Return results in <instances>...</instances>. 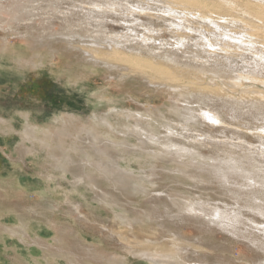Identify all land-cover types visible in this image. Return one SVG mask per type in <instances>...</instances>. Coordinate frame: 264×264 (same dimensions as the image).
<instances>
[{
    "label": "rangeland",
    "instance_id": "obj_1",
    "mask_svg": "<svg viewBox=\"0 0 264 264\" xmlns=\"http://www.w3.org/2000/svg\"><path fill=\"white\" fill-rule=\"evenodd\" d=\"M200 1H208L209 3H204L210 4L209 6H213L214 2H216L215 5L221 2V0ZM229 1L234 10L216 12L213 8L215 13L211 15L216 19L217 16L223 17L225 14L223 18L227 19L226 22H228L223 24L222 31L227 37L223 43L220 42V45H228L226 47L228 53H221V55L218 52L217 55V53L210 51L214 54L213 58L216 56L217 59L214 58L215 61L209 60L206 67H210L214 72L217 69L220 71L218 73L207 72L203 76L207 75L209 78L217 79L220 82L225 76L223 81L227 80L225 83L240 81L247 84L257 77L258 81H264V62L260 64L258 62L259 57L262 55L264 57V42L259 43L262 40L255 37L263 32L259 30L257 33H253L255 39L252 37L251 31L248 29L247 31L246 28L241 30L242 27L240 26L242 25L238 26L240 17L241 19L243 17L242 10L239 8L247 7L245 2H249L250 5L256 0ZM235 1L238 4L234 3ZM258 1L264 3V0ZM243 2L245 6H243ZM182 5L186 6L182 0H0V264H48V254H51L50 251L53 252L59 248V245L64 253L62 254L63 258L62 256L56 258L53 264H67V258L73 259L76 255L75 258L82 263L86 262L83 259H87L82 247L88 244L96 245V243L101 244L106 253L118 257L120 255L121 258L114 257L121 264H146L133 253L136 250L148 249V247L135 244V240L149 239L152 242L162 241L164 243L165 238L173 239L179 246L182 245L181 247H184L185 244V246L190 247L194 245L204 246L211 252H208V255L202 259L196 257L195 253L192 254V251L188 252L184 259L189 258L187 261H191V264H198L202 260H207L206 262L210 264H226V262L229 264H254L258 260H262V257L260 258L255 253L250 252L244 244L232 241L231 238L226 237L217 229L210 234H205V237L204 232L195 230V228H199V224L195 223L194 217L190 216L191 218L188 217L189 220L185 219L184 221L177 216L174 205H171L175 198L183 200V196L191 198V194L193 197H197L196 195L199 194V197L209 195L213 200L220 199V189L217 181L213 178L215 173H218L216 170H213V175L202 173L198 175V178H190L186 172L193 174L195 171L193 168L184 167L180 161H174L173 157L167 154L155 153L154 150H157L155 145L149 143L144 145L140 142V137L131 134L133 126L137 123L136 113L150 109L149 111L156 115L161 113L169 120L175 119L169 111L170 108H173L174 101L171 100V96L161 93L157 87L162 84L164 77H168V71L170 73V70L172 71L176 66H178V70H181L183 66L178 64L185 65L184 61L189 62L190 60V64L195 65L193 61H196L198 56L204 55L205 49L209 51L206 42L208 39H213L210 26H206L204 35L198 36L197 41L195 39L193 42L197 45L200 44L199 46L202 48L205 46L200 55L199 52L195 53V47L194 50L191 46L180 48L176 44L178 41L176 36L179 33H176L175 28L167 26V23H177L181 27H189L190 24H194L191 20L193 12H198L197 10L191 11L184 7H177ZM236 5H239L238 8ZM235 9L237 10L235 11ZM141 10L151 14H164L161 17L158 16L160 19L153 15L146 18ZM227 14L229 16L232 14L233 17L237 14L239 16L237 15L233 19ZM237 17H239V22ZM184 18L188 19L189 22ZM218 20L217 22L221 23ZM186 22L189 25L186 26ZM194 25L195 27L198 26L197 24ZM255 25L264 29L262 24L257 23ZM236 26L239 27L238 33L235 30ZM169 30H172V33ZM174 32L175 34H173ZM232 32L236 33L233 34ZM182 35L186 36V34ZM258 36L262 37V34ZM188 38H193V36H188ZM144 41H146V46L151 45L149 48L152 49L153 53L136 46ZM227 42L231 47H234V50ZM250 42L257 43L252 44ZM211 43L214 45L213 40ZM258 44L263 46V49ZM260 49L261 51H259ZM121 50L125 51L122 52ZM247 50L252 51V55ZM95 51H97L96 54ZM88 52L92 53L91 56ZM257 52L261 54L259 55ZM155 53L164 54L155 55ZM168 53L175 57L173 61L169 60ZM117 54L119 55L117 56ZM225 54H231L233 58L231 55L225 56ZM127 56L129 59L132 57L133 60H129ZM218 56L223 57V59L221 60ZM234 56L238 58L236 59ZM247 58L249 59L244 61ZM164 60H166L165 63ZM150 61L152 62L150 63ZM227 62L229 65H233L227 66ZM238 62L241 63L237 66ZM173 63L175 64L173 65ZM158 64L161 65V69H163L164 64L170 68L168 67V69L164 65L165 71H163L164 69L158 68ZM234 65L235 67H233ZM260 65L263 66V69H258ZM150 66L153 67L150 69ZM213 66L214 68H212ZM239 66L243 69L240 70ZM154 69L155 71H153ZM156 69L161 74L162 72L167 73L166 75L163 74L164 77L156 76L158 73ZM249 70L253 71L249 72ZM248 73L253 74L252 78H255L252 79V75L248 76ZM138 74L145 76L144 78L147 77V81L142 76L139 78ZM152 74L153 76H151ZM235 77L238 80H234V82L232 79ZM194 89L196 90L194 91ZM194 89V92L198 91V87ZM194 92L193 95L198 93ZM227 92L220 93L222 100L220 97L217 99L211 97V99H207L208 101H202L201 105L197 103L188 105L187 103L191 102L190 99V102L181 99L182 102L193 107V110L200 111L201 109L206 113H214L219 119V123L215 124L201 120L200 128L190 127L187 134L190 135L192 141L198 138L199 143L202 142L203 146L212 145V149L217 150L216 153L213 152L214 155L212 154V156L217 157L220 154L218 158L221 162L214 165L217 167L213 166L215 169H226L229 162L235 165L236 170L242 174L243 179L242 177L241 180L239 179L241 183H250L247 174L243 172V168L245 169V165L249 163L250 167L252 162V165L254 164L256 167L252 170L249 168L248 176H254L250 177L255 178L256 180H254L261 185L258 189L264 200V196H262L264 193V154H262L264 153V138L261 139L264 137V130H260L264 126V102L251 101L237 94V92H230L228 95ZM248 100L249 102H247ZM242 103L248 104L245 106ZM181 104L179 102V105ZM225 104L228 106L227 108ZM256 107L257 110H254ZM195 113L197 114L198 111ZM244 114L245 117L242 116ZM252 115H254L253 118ZM220 129H224L223 134ZM205 131L207 134H204ZM231 132L234 134L236 132V136L233 134L234 137ZM237 133H242L239 134L242 138ZM261 135L263 136L260 138ZM260 140L263 142H259ZM223 151L228 152L229 155L224 154ZM248 154L253 156L248 163L239 158L240 155ZM231 155L233 156L231 157ZM113 165H117V167ZM254 172L258 173L257 176ZM115 173L122 177L127 176L128 185L123 186L118 178H115ZM75 177H81L84 181L77 182ZM133 183L136 186H142L141 188L144 187V189L133 190L131 188ZM94 185L95 187L98 186L94 188ZM172 190H174L173 193H176L174 194L176 197L167 199L166 192L170 193ZM105 192L108 196L101 199L103 198L102 195H107ZM155 193L160 194V199H154ZM173 193L171 194L173 195ZM162 201L169 208L163 209L164 202ZM111 202L114 204H110ZM224 202L227 201L224 200ZM153 203L156 206L150 205ZM151 206L158 207V209L152 210ZM75 209L79 213L74 211ZM150 211H155V214ZM144 212L151 214V221H145L143 225L139 222H132L133 218L145 220ZM161 213L164 214L161 215ZM116 215L122 216L132 223L134 231L130 230L129 226H126L127 224H121ZM166 218L170 223L166 221ZM178 218L185 223H181L183 224H180L181 226H173L172 222ZM22 223L27 225V237L19 236L13 231ZM147 225H152L153 230L149 229ZM164 228L167 229V232L164 231ZM200 235L204 238L208 236L207 241L203 240L207 244L203 242L201 245L196 244V239ZM38 238L43 247L34 243ZM77 239L82 241V243L79 242L81 243L80 246L76 243ZM208 240L211 241L208 243ZM126 246L130 248H126ZM149 249L166 252L170 248L169 246L166 248L164 246L161 248L152 246ZM71 254L75 255L72 256ZM123 258L125 261L129 259L125 262ZM87 262L98 264L91 259Z\"/></svg>",
    "mask_w": 264,
    "mask_h": 264
},
{
    "label": "bare ground",
    "instance_id": "obj_2",
    "mask_svg": "<svg viewBox=\"0 0 264 264\" xmlns=\"http://www.w3.org/2000/svg\"><path fill=\"white\" fill-rule=\"evenodd\" d=\"M126 1V0H125ZM175 1H178V0H175ZM213 2H214V0H212ZM227 1V2H226ZM234 1V0H233ZM263 1V0H262ZM182 2L184 3L185 2V5L186 6H177V7H184V8H186L187 10L189 9V10H194V11H198V12H193V16H191L192 17V19H191V17H190V19L191 20H193V22L192 23H194V24H197L196 26L197 27H195V25L193 24H190V26H191V28H190V26L189 27H181V26H179V25H177V23H172V24H169V23H167L168 25L167 26H169V27H173V28H175V31H176V33H179V35H180V37H179V35L178 36H176L177 38H178V41L176 42V44H178L179 45V47L181 48V47H183V48H185L184 46H191V47H193L192 49L194 50V47L196 48L195 49V51H193V52H195V53H198L199 52V55L203 52V48L205 47H201V46H199V45H197V43L195 44V43H193V42H195L194 40L196 39V41H197V37L198 36H203L204 35V30H206V26L207 27H209L210 26V29L212 28V30H211V33H212V38L213 39H208L207 40V42H206V44H207V47L209 48V51L207 50L206 51V49H205V51L204 52H206V53H204V55H202V56H198V54H196L197 56H198V59L195 61H193V63L195 64V65H192V64H190V60H189V62H185L184 61V64L185 65H180V64H178V63H176V64H178L179 66H183L182 68H184V69H182L181 67V70H178L177 69V67L178 66H176V68H174L173 67V65L175 64V63H173V65H172V67L174 68L172 71L170 70V73H169V71H168V77L167 78H165L164 76H163V74H165L166 75V73L164 72H162V74H161V72L159 71V70H157L156 69V72H158L157 74H156V76L158 75V76H161V77H164L163 79H162V84L161 85H159L157 88H158V90H160V92L161 93H163V94H167L168 96H171V100H173L174 102V106H173V108H170V114L172 115V116H174V118L175 119H173V120H169V118H166L163 114H161V113H159L158 115H156V114H154V113H152V112H150L149 110H145L144 112H139V113H136L137 114V123L133 126V128H132V130H131V128H129L130 130H131V134H133L134 136L136 135V136H138V137H140L139 138V140H140V142H142L144 145H146V144H151V145H155L156 147H157V150H154V152L155 153H159V155L160 154H167V155H169V156H172L173 157V159H174V161H180L181 162V164L184 166V167H186V168H188V167H190V168H193L195 171H194V173L193 174H191V172H186V174H187V176L188 177H190V178H198V175L199 174H202V173H205V174H212L213 175V170H216L218 173H215V175H214V179L217 181V184H218V188L220 189V196H219V198L220 199H218V200H213V198L211 197V196H209V195H206V196H201V197H199V194L198 195H196L197 197H193L192 196V194H191V198H189V197H185V196H183L182 198H183V200L181 199H176L175 197V195L174 194H176L175 192L173 193V191L174 190H172V192H166V198L168 199V198H175V201H173L172 199V202H173V204L171 203V205H174V207H175V212H176V214H177V216H179L181 219H184V221H185V219H187V220H189L188 219V217H190V216H192V217H194V220H195V223H197V224H199V228L197 229V228H195V230L196 231H198V232H204V234L203 233H201V234H203L204 236H205V234H210V233H212V232H214V231H216L215 229H217L218 231H220L221 233H223L226 237H229V238H231L232 239V241H234V242H237V243H241V244H244V246L246 247V248H248V250L250 251V252H252V253H255L258 257H262V260H258L256 263H254V264H264V263H262L263 261H264V200L262 199V197L260 196L261 195V192L259 191V189H260V187H261V185H259L258 184V182L257 181H255L254 179H252L251 177H254V176H248V173H249V168H250V170H252L254 167H256V166H254V164L252 165V162H251V165H250V167H249V164L248 165H245V169L247 168V170H245L244 168H243V172H245V174H247V179L248 180H250V183L248 184H244V183H241V181H239V179L242 177V174H241V172H239V171H237L236 170V166L235 165H233V164H231L230 162L227 164V168L226 169H224V168H220V169H215L214 167H217V165L216 166H214L215 164H217V163H219V162H221L220 161V158H218L219 157V155L220 154H218V156L216 157V156H212V154L214 155V153H216V151L215 150H213V149H215V148H213L212 149V145L210 146H203L201 143L202 142H200L199 143V140H198V138H197V140H193L192 141V138H190V135H188L187 133L190 131V127H198V128H200V126H201V120H205V121H207V122H210V123H212L213 122V124H215V123H219V119H218V117H217V115H215L214 113H211V112H208V113H206V112H204V111H202L201 109H200V111L199 110H197L198 111V113L196 114L195 112H197V111H195V110H193V107H191V106H188L189 104H192V103H194L193 105H195V103H197V104H202V101H205V100H207V99H211V97L213 98V99H217V98H219L220 97V93H222V92H224V91H228L227 92V94L228 93H230V92H237V94H239V95H241L242 97H244V98H247V99H249V100H253L254 102L255 101H259L260 103L261 102H264V81L262 80V81H258L259 79H257L258 77H257V75H256V77L257 78H255V80H251V81H253L254 83H252L251 81H250V83H241L240 81V83L239 82H236V83H233V82H231V83H225V82H223L224 81V79H225V76H224V78H223V80H221V79H219L220 78V76H219V80H221V82L220 81H218L217 79H213V78H209L207 75L206 76H203V74H206L207 72H210V73H215V72H217L218 73V71H220V70H215V72H214V70L213 69H211L210 67H206L207 65H208V63H209V60H213V61H215V59L214 58H216V56H214V58H213V53L212 52H214L215 54L217 53V55L220 53H225V52H227V48L226 47H228V45L227 46H225V45H220L221 43L220 42H224L225 41V39H226V35H224L225 33H223V24L226 22V20L227 19H225V18H223L224 16H225V14L223 15V17H221V16H217L216 17V19H214L213 17L214 16H211V15H213L212 13H215V11L216 12H225V11H231V10H234V7L233 6H231V3H230V1L229 0H221V2L218 4V5H215V3L216 2H214V4H213V6H209V5H207L206 3L208 2V1H204V2H206V3H204V2H202V1H200V0H182ZM219 2V1H218ZM256 2V3H255ZM253 4H250L249 5V2H245L246 3V6L247 7H243V8H239L240 10H242L241 12L243 13V17H242V19H241V17H240V24H238V26L239 25H242V26H240V27H242V29L241 30H244L245 28H246V30L248 29L249 31H251V35L253 34V33H257L259 30L260 31H262L263 33H260V34H262V37L261 36H258V35H260V34H257V36H255L256 38H259L260 40H262L261 42L259 41V43H262V42H264L263 40H264V29H261V28H259V26L258 25H255V24H257V23H259V24H262L263 26H264V3H261V1H258V0H256ZM127 3V2H126ZM135 3V2H134ZM176 3V2H175ZM174 3V4H175ZM209 3V2H208ZM234 3H237L236 1L234 2ZM241 3V2H240ZM244 3V2H243ZM245 3H244V5L243 6H245ZM248 3V4H247ZM128 4V3H127ZM130 4V3H129ZM238 4V3H237ZM132 5V4H131ZM176 5H179V4H176ZM233 5H235V4H233ZM1 6H3V5H1ZM5 6V5H4ZM18 6V5H17ZM237 6V5H236ZM239 6V5H238ZM238 6L236 7V8H238ZM111 7V6H110ZM114 7V6H113ZM212 7V8H211ZM102 8V7H101ZM147 8V7H146ZM215 9V11L214 10H212V9ZM100 9V8H99ZM150 9V8H149ZM12 10V9H11ZM116 10V9H115ZM136 10V9H135ZM187 10H185V11H187ZM237 9H235V11H236ZM16 11V10H15ZM199 11H201V12H199ZM234 11V12H235ZM17 12V11H16ZM21 12V11H20ZM119 12V11H118ZM117 12V13H118ZM141 12H144V15L146 16V18H147V16L149 17V16H151L152 17V15L153 16H159V17H161V16H163V14H161V15H157V14H151V13H149L148 11H143V10H141ZM140 12V13H141ZM189 12V11H188ZM62 13V12H61ZM171 13V12H170ZM185 13V12H184ZM197 13V14H196ZM227 13V12H226ZM238 13V12H237ZM135 14V13H134ZM166 14H168V13H166ZM182 14H183V12H182ZM187 14V13H186ZM217 14V13H216ZM241 14V13H240ZM14 15V14H13ZM107 15V14H106ZM135 15H137V14H135ZM143 14H141V17H143L142 16ZM192 15V14H191ZM228 15V14H227ZM234 15V14H233ZM238 15V14H237ZM237 15H235V16H237ZM242 15V14H241ZM140 16V15H139ZM139 16H137V17H139ZM197 16V17H196ZM229 16V15H228ZM234 16V17H235ZM239 16V15H238ZM114 17V16H113ZM158 17V18H159ZM188 17V16H187ZM229 17H232L233 19H234V17L232 16V14H231V16H229ZM226 18H227V16H226ZM245 18V19H244ZM149 19V18H148ZM160 19V18H159ZM158 19V20H159ZM162 19V18H161ZM217 19H219L218 21H221V23L220 22H217ZM236 19H238V22H239V17H237ZM236 19H235V22H237L236 21ZM176 20V19H175ZM184 20H187L188 21V19H185L184 18ZM135 21V20H134ZM151 21V20H150ZM156 21H157V19H156ZM183 21V20H182ZM233 21V20H232ZM144 22V21H143ZM164 22V21H163ZM171 22V21H170ZM189 22V21H188ZM228 22V21H227ZM226 22V23H227ZM257 22V23H256ZM145 23V22H144ZM234 23V22H233ZM255 23V24H254ZM151 24H153V23H151ZM229 24V23H228ZM231 24V23H230ZM108 25V24H107ZM141 25H143V24H141ZM149 25H150V23H149ZM182 25V24H181ZM187 25H189V23L187 24V22H186V26ZM202 25V26H201ZM222 25V26H221ZM262 25H260V26H262ZM125 26V25H124ZM135 26V25H134ZM163 26V25H162ZM258 26V27H257ZM68 27V26H67ZM193 27V28H192ZM235 27V26H234ZM244 27V28H243ZM137 28V27H136ZM139 28H141V26H139ZM164 28H166V27H164ZM190 28V29H189ZM228 28V27H227ZM236 28H237V26H236ZM235 28V30H236V32L238 33V29H239V27L236 29ZM127 29V28H126ZM163 29V28H162ZM208 29V28H207ZM225 29H226V26H225ZM225 29H224V31H225ZM129 30V29H128ZM142 30H144V29H142ZM158 30V29H157ZM164 30V29H163ZM247 30V31H248ZM137 31H139V30H137ZM166 31H168V30H166ZM172 30H169V32H171ZM208 31V30H207ZM228 32H229V30H227ZM233 31H234V29H233ZM141 32V31H140ZM145 32V31H144ZM150 32V31H149ZM209 32V31H208ZM236 32H234V33H236ZM240 32H242V31H240ZM135 33V32H134ZM152 33V32H151ZM172 33V32H171ZM170 33V34H171ZM206 33V32H205ZM210 33V32H209ZM210 33V34H211ZM223 33V34H222ZM233 33V32H232ZM233 33V34H234ZM77 34V33H76ZM142 34V33H141ZM173 34H175V32L173 33ZM173 34H172V36H173ZM182 34H186V36L188 35V36H193V38H188V36L186 37L185 35L183 36ZM227 34V33H226ZM240 34V33H239ZM242 34V33H241ZM240 34V35H241ZM127 35V34H126ZM143 35V34H142ZM141 35V36H142ZM249 35H250V32H249ZM248 35V36H249ZM250 35V36H251ZM118 36V35H117ZM147 36H148V34H147ZM181 36H183V37H181ZM208 36V35H207ZM244 36V35H243ZM253 35H252V37L253 38H255ZM107 37V36H106ZM252 37H250V39H252ZM200 38V37H199ZM206 38H208V37H206ZM210 38V37H209ZM232 38V37H231ZM246 38V37H245ZM245 38H244V40H245ZM255 38V39H256ZM141 39V38H140ZM152 40L154 39V38H151ZM192 39V40H191ZM176 40V39H175ZM202 40H203V38H202ZM204 40H206V39H204ZM211 40H213L214 41V45L211 43ZM240 40V39H239ZM253 40V39H252ZM192 41V42H191ZM230 41H231V39H230ZM241 41H242V38H241ZM246 41V40H245ZM245 41L244 42H242L243 44L245 43ZM254 41V40H253ZM164 42V41H163ZM199 42H202V41H199ZM205 42V41H204ZM248 42V41H247ZM91 43V42H90ZM97 43V42H96ZM146 41H144V42H142V43H140V44H137L136 46L137 47H141L142 49H145L146 51H148V52H150V53H153V51H152V49L151 48H149L150 46H146ZM165 43V42H164ZM164 43H162V44H164ZM175 43V42H174ZM228 44H229V42H227ZM231 43V42H230ZM239 43V42H238ZM250 43H252V42H250ZM254 43H257V42H253L252 44H254ZM150 44V43H149ZM161 44V43H160ZM205 44V43H204ZM232 44V43H231ZM236 44V43H235ZM102 45V44H101ZM173 45V44H172ZM175 45V44H174ZM230 45V44H229ZM249 45H251V44H249ZM259 45V44H258ZM6 46V45H5ZM134 46V45H133ZM233 46V45H232ZM239 46V45H238ZM260 46V45H259ZM163 47V46H162ZM165 47H166V44H165ZM230 47H231V45H230ZM229 47V48H230ZM241 47H242V45H241ZM245 47V46H244ZM243 47V49H245ZM261 47V46H260ZM114 48V47H113ZM124 48V47H123ZM207 48V49H208ZM231 48H233L232 50H234V47H231ZM236 48V47H235ZM238 48V47H237ZM262 49H263V46L261 47ZM127 49H128V47H127ZM163 49H164V47H163ZM167 49V48H166ZM166 49H165V51H166ZM239 49V48H238ZM255 49H258V48H256L255 47ZM85 50V49H84ZM116 50V49H115ZM117 50H119V49H117ZM167 50H169V49H167ZM183 50H185V49H183ZM182 50V51H183ZM230 50V49H229ZM240 50H242V49H240ZM239 50V51H240ZM251 50H253L252 49V47H251ZM88 51V50H87ZM120 51V50H119ZM122 52L123 51H125V50H121ZM165 51H163V52H165ZM210 51H212V52H210ZM236 51V50H235ZM248 51V50H247ZM258 51V50H257ZM259 51H261V49L259 50ZM96 52L97 51H95L94 53L96 54ZM176 52V51H175ZM177 52H179V51H177ZM180 52H181V50H180ZM219 52V53H218ZM230 52V51H229ZM233 52V51H232ZM242 52V51H241ZM244 52H245V50H244ZM249 52V51H248ZM252 52V51H251ZM251 52H249V53H251ZM254 52V51H253ZM84 53H85V51H84ZM89 54H90V52H88ZM117 53H119V52H117ZM166 53V52H165ZM228 53V52H227ZM255 53H256V50H255ZM258 53V52H257ZM263 53V52H262ZM85 54H87V53H85ZM92 54V53H91ZM91 54H90V56H91ZM116 54V53H115ZM121 54V53H120ZM125 54V53H124ZM124 54H123V56H124ZM161 55V54H164V53H155V55ZM169 54V53H168ZM178 54V53H177ZM181 54V53H180ZM259 54V53H258ZM261 54V53H260ZM259 54V55H260ZM84 55V54H83ZM119 54H117V56H118ZM122 55V54H121ZM120 55V56H121ZM126 55H128V54H126ZM125 55V56H126ZM195 55V54H194ZM222 55V54H221ZM231 55V54H230ZM230 55H228V54H225V56H230ZM241 55H243V54H241ZM251 55H252V53H251ZM255 55V54H254ZM257 55V54H256ZM89 56V55H88ZM119 56V57H120ZM123 56H121V57H123ZM129 56V55H128ZM128 56H127V58H128ZM132 56V55H131ZM166 56V55H165ZM224 56V55H223ZM233 55H231V57H232ZM239 56V55H238ZM110 57V56H109ZM108 57V58H109ZM194 57V56H193ZM234 57H236V59L238 58L237 56H234ZM243 57V56H242ZM245 57V56H244ZM250 57V56H249ZM252 57V56H251ZM111 58V57H110ZM132 58V57H131ZM130 58V59H131ZM134 58V57H133ZM173 58H175V57H172L171 56V54H169V60H172L173 61ZM178 58V57H177ZM176 58V59H177ZM218 58H220L221 60L223 59V57H220V56H218ZM233 58V57H232ZM241 58V57H240ZM246 58V57H245ZM89 59V58H88ZM129 59V58H128ZM129 59V60H130ZM178 59H180V58H178ZM186 59V58H185ZM204 59V60H203ZM217 59V58H216ZM249 58H247V59H244V61L245 60H248ZM252 59V58H251ZM110 60V59H109ZM131 60H133V59H131ZM144 60V59H143ZM168 59H167V62L169 61ZM225 60V59H224ZM223 60V61H224ZM228 60V59H227ZM239 60V59H238ZM242 60H243V58H242ZM241 60V62H244V61H242ZM140 61V60H139ZM161 61V60H160ZM159 61V62H160ZM165 61L166 60H164V63H165ZM175 61H177V60H175ZM179 61V60H178ZM125 62V61H124ZM143 62H145V61H143ZM152 61H150V63H151ZM154 62V61H153ZM158 62V63H159ZM218 62V61H217ZM226 62V61H225ZM229 62V61H228ZM227 62V63H228ZM234 62V61H233ZM233 62H231V63H233ZM237 62V61H236ZM240 62V63H241ZM248 62V61H247ZM246 62V63H247ZM250 62V61H249ZM259 64L260 63H263L264 62V57H263V55H262V57H259ZM129 63V62H128ZM135 63V62H134ZM142 63V62H141ZM157 63V62H156ZM161 63V62H160ZM163 63V62H162ZM169 63V62H168ZM167 63V64H168ZM172 63V62H171ZM222 63H224V62H222ZM230 63V62H229ZM229 63L227 64V66L229 65ZM240 63L238 62V64H237V66L238 65H240ZM255 63H257V62H255ZM109 64V63H108ZM131 64V63H130ZM129 64V65H130ZM136 64V63H135ZM148 65H149V63H147ZM153 64V63H152ZM154 64H155V62H154ZM215 64V63H214ZM214 64H212V65H214ZM235 64V63H234ZM244 64V63H243ZM248 64V63H247ZM258 64V65H259ZM128 65V64H127ZM156 65V64H155ZM155 65H153L154 67H155ZM159 65V64H158ZM165 66H167V68L169 67L168 65H166V64H164ZM164 65H163V69H161L162 67H161V65H159L158 66V68H160L161 70H163V71H165V68H164ZM170 65V64H169ZM210 65V64H209ZM211 65V66H212ZM226 65V64H225ZM225 65H224V67H225ZM230 65H233V64H230ZM229 65V66H230ZM242 65V64H241ZM153 66H150V69H151V67H153ZM171 66V65H170ZM244 66V65H243ZM242 66V67H243ZM248 66H249V64H248ZM129 67V66H128ZM134 67V66H133ZM231 67V66H230ZM233 67H235V65L233 66ZM240 67V70L241 69H243V68H241V66H239ZM238 67V68H239ZM256 68H257V65L255 66ZM147 68V67H146ZM148 68H149V66H148ZM147 68V69H148ZM170 68V67H169ZM168 68V69H169ZM212 68H214V66L212 67ZM217 68H218V66H217ZM255 68V69H256ZM259 68H262L263 69V66H259L258 67V69ZM136 69H137V66H136ZM138 69H139V67H138ZM153 69V68H152ZM216 69V68H215ZM220 69H221V67H220ZM233 69V68H232ZM253 69V68H252ZM254 69V70H255ZM135 70V69H134ZM134 70H132V71H134ZM141 70H143V69H141ZM167 70V69H166ZM223 70H225V69H223ZM227 70V69H226ZM231 70V69H230ZM247 70H248V68H247ZM150 71V70H149ZM153 71H155V69L153 70ZM250 71H253V70H249V72ZM129 72H131L130 70H129ZM155 72V73H156ZM223 72V71H222ZM232 72V71H231ZM246 72H248V71H246ZM259 72V71H258ZM263 72H264V70H263ZM138 73V72H137ZM141 73V72H140ZM145 73V72H144ZM151 73V72H150ZM199 73V74H198ZM200 73H201V76H200ZM224 73H226V72H224ZM230 73V72H229ZM252 73V72H251ZM129 74V73H128ZM132 74V73H131ZM134 74H136V73H134ZM147 74H149V73H147ZM235 74V73H234ZM237 74V73H236ZM241 74V73H240ZM239 74V76H241ZM249 74V73H248ZM264 74V73H263ZM263 74H261L262 76H263ZM125 75V74H124ZM137 75V74H136ZM142 75H143V72H142ZM142 75H140V76H142ZM155 75V74H154ZM213 75V74H212ZM250 75H252L251 76V78L253 77V74H249L248 76H250ZM138 76H139V74H138ZM139 76V78H141ZM151 76H153V74L151 75ZM203 76V77H202ZM236 76V75H235ZM238 76V75H237ZM236 76V77H237ZM255 76V75H254ZM124 77V76H123ZM143 77V76H142ZM145 77V76H144ZM143 77V78H144ZM160 77V78H161ZM181 77V78H180ZM205 77V78H204ZM223 77V76H222ZM234 78V79H232L233 81L235 80H238L237 78ZM229 78V77H228ZM254 78H252V79H254ZM146 81H147V77L146 78H144ZM257 79V80H256ZM261 79V78H260ZM148 81H149V79H148ZM151 81V80H150ZM234 81V82H235ZM229 82V81H228ZM150 83H152V82H150ZM149 83V84H150ZM155 83V82H154ZM196 87H198V91H196V92H194L196 89H194V88H196ZM156 88V89H157ZM193 89H194V91H193ZM192 90V91H191ZM200 90V91H199ZM203 91H205V92H203ZM193 92L194 93H197V94H195V95H193ZM207 92H209V93H207ZM203 93V94H202ZM204 93L206 94L207 93V95H204ZM224 94V93H223ZM234 94V93H233ZM166 95V96H167ZM226 95V94H225ZM224 95V96H225ZM229 95V94H228ZM227 95V96H228ZM235 95V94H234ZM233 96V95H232ZM223 97V96H222ZM235 97H237V96H235ZM239 97V96H238ZM221 98V97H220ZM224 98V97H223ZM227 98V97H226ZM232 98V97H231ZM234 98V97H233ZM232 98V99H233ZM180 99V100H179ZM181 99H183V100H188L189 102H190V100H191V102L190 103H185V102H182L181 101ZM190 99V100H189ZM225 99V98H224ZM235 99V98H234ZM239 100L241 99V98H238ZM221 100H222V98H221ZM236 100V99H235ZM249 100L247 101V102H249ZM208 101V100H207ZM212 101H214V100H212ZM225 101V100H224ZM237 101V100H236ZM235 101V102H236ZM250 101V102H251ZM179 102H181L182 104L181 105H179ZM216 102V101H215ZM243 102V101H242ZM184 103V104H183ZM253 103V102H252ZM210 104H211V102H210ZM242 104H245V103H242ZM246 104H248V103H246ZM246 104H245V106H246ZM255 104V103H254ZM256 105V104H255ZM263 105V104H262ZM188 106V107H187ZM209 106V105H208ZM219 106V105H218ZM225 106H226V104H225ZM259 106H260V104H259ZM220 107V106H219ZM224 107V106H223ZM228 106H226V108H227ZM232 107V106H231ZM230 107V108H231ZM236 107V106H235ZM240 107V106H239ZM150 108V107H149ZM213 108V107H212ZM215 108V107H214ZM221 108V107H220ZM254 108V107H253ZM216 109H217V107H216ZM242 109V108H241ZM249 109V108H248ZM220 110V109H219ZM230 110V109H229ZM234 110V109H233ZM254 110H257V107H256V109H254ZM222 111V110H221ZM224 111V110H223ZM227 111V110H226ZM225 111V112H226ZM232 111V110H231ZM220 112V111H219ZM249 112V111H248ZM259 112V111H258ZM222 113H224V112H222ZM227 113H228V111H227ZM226 113V114H227ZM254 113H256V112H254ZM219 114V113H218ZM235 114V113H234ZM237 114V113H236ZM243 114V113H242ZM219 115H223V114H219ZM229 115V114H228ZM251 115V114H250ZM256 115V114H255ZM257 115H258V113H257ZM135 116V115H134ZM225 116V115H224ZM227 116V115H226ZM230 116V115H229ZM228 116V117H229ZM242 116H244L245 117V114L244 115H242ZM253 116L254 115H252L251 117L253 118ZM222 117V116H221ZM239 117H241V116H239ZM135 118V117H134ZM219 118H220V116H219ZM223 118V117H222ZM235 118V117H234ZM234 118H233V120H234ZM259 118V117H258ZM224 119V118H223ZM223 119H221V121L223 120ZM232 119V118H231ZM236 119V118H235ZM255 119V118H254ZM232 120V121H233ZM237 121V120H236ZM240 121H241V119H240ZM223 122V121H222ZM226 122V121H225ZM228 123V122H227ZM204 124V123H203ZM230 124V123H229ZM249 124V123H248ZM247 125V124H246ZM213 126V125H212ZM226 126V125H225ZM229 126V125H228ZM132 127V126H131ZM224 127V126H223ZM234 127V126H233ZM232 127V128H233ZM238 127V126H237ZM214 128V127H213ZM221 128V127H220ZM257 128V127H256ZM224 129H226L225 127H224ZM224 129L222 130V129H220V130H222L223 132H222V134L224 133ZM244 129V128H243ZM248 129H249V127H248ZM251 129V128H250ZM253 129V128H252ZM195 130V129H194ZM193 130V131H194ZM210 130V129H209ZM214 130V129H213ZM212 130V131H213ZM219 130V131H220ZM245 130V129H244ZM257 130V129H256ZM259 130V129H258ZM260 130L261 131H263L264 130V126L262 127V128H260ZM197 131V130H196ZM202 131H203V128H202ZM219 131H217V132H219ZM226 131H228V130H226ZM230 131V130H229ZM252 131V130H251ZM260 131V132H261ZM204 132V131H203ZM206 132V131H205ZM238 132H240V131H238ZM242 133H243V131H241ZM246 132V131H245ZM257 132V131H256ZM213 133V132H212ZM215 133H216V130H215ZM221 133V132H220ZM229 133V132H228ZM232 133V132H231ZM242 133H239V134H242ZM250 133V132H249ZM252 133V132H251ZM250 133V134H251ZM128 134H129V132H128ZM204 134H207V132L206 133H204ZM234 134V132L232 133V135ZM235 134H236V132H235ZM234 134V135H235ZM238 134V133H237ZM238 134V135H239ZM253 134V133H252ZM263 134V133H262ZM201 135V134H200ZM217 135V134H216ZM227 135H229V134H227ZM233 135V136H234ZM236 136V135H235ZM234 136V137H235ZM240 136V135H239ZM238 136V137H239ZM263 135H261L260 136V138L262 137ZM94 136H92V138H93ZM195 137V136H194ZM203 137V136H202ZM224 137V136H223ZM226 137V136H225ZM241 137V136H240ZM201 138V137H200ZM242 138V137H241ZM241 138L239 139V140H241ZM260 138H258V139H260ZM264 137H262L261 139H263ZM94 139V138H93ZM138 139V138H137ZM216 139V138H215ZM222 139H224V138H222ZM234 139V138H233ZM204 140H205V137H204ZM227 140V139H226ZM98 141V140H97ZM231 141H233V140H231ZM230 142V141H229ZM244 142V141H243ZM259 142H263L262 140H260ZM222 143V142H221ZM248 143V142H247ZM212 144H214V143H212ZM263 144H264V142H263ZM214 145H216V144H214ZM248 146V145H247ZM260 146V145H259ZM214 147V146H213ZM236 147V149H237V146H235ZM259 148V147H258ZM257 148V149H258ZM147 149H148V147H147ZM146 149V150H147ZM247 149V148H246ZM261 149V148H260ZM97 150V149H96ZM253 150V149H252ZM230 151V150H229ZM247 151V150H246ZM214 152V153H213ZM224 152V151H223ZM250 152V151H249ZM248 152V153H249ZM259 152H261V151H259ZM153 153V152H152ZM222 153V152H221ZM228 155H229V153L228 152H226ZM225 152H224V154H226ZM253 154H255L254 152H252ZM252 153H250V154H252ZM262 154H264V153H262ZM157 155V154H156ZM257 155V154H256ZM233 155H231V157H232ZM236 156V155H235ZM222 157V156H221ZM239 156H237V158H238ZM260 157V156H259ZM223 158V157H222ZM239 158H241V159H243L246 163H248V161H250V160H252V158H253V156H251V155H240V157ZM238 158V159H239ZM262 158V157H261ZM226 159V158H225ZM225 159H223V160H225ZM233 159H236L235 157H233ZM232 159V160H233ZM255 159H256V156H255ZM254 159V160H255ZM260 159V158H259ZM264 160V159H263ZM256 161H259V160H256ZM237 162H239L238 160H237ZM260 162H262V160H260ZM259 163V162H258ZM245 164V163H244ZM110 165V164H109ZM242 165H243V162H242ZM256 165V164H255ZM258 165V164H257ZM259 165H261V164H259ZM111 166H112V164H111ZM113 166H115V165H113ZM214 166V167H213ZM219 166H220V164H219ZM115 167H117V165L115 166ZM239 167H240V165H239ZM118 169V168H117ZM120 169V168H119ZM242 169V168H241ZM259 169L257 168V171H258ZM264 170V169H263ZM123 171V170H122ZM241 171V170H240ZM114 172V171H113ZM124 172V171H123ZM181 172V171H180ZM259 172V171H258ZM191 175H190V174ZM255 173V172H254ZM116 174V173H115ZM119 174V173H118ZM256 174V173H255ZM258 174V173H257ZM257 174H256V176H257ZM263 174H264V172H263ZM84 176V175H83ZM210 176V175H209ZM246 176V175H245ZM260 176V175H259ZM76 178V181L77 182H82V180L84 181V179H82L81 177H75ZM115 178H118V180H119V182H121L122 184H123V186H125V185H128L127 184V182H126V179L128 178L127 176L126 177H122V176H120V175H115ZM256 178H258V177H256ZM263 178V177H262ZM89 179V178H88ZM242 179H243V177H242ZM197 180V179H196ZM241 180V179H240ZM246 180V179H245ZM92 181V180H91ZM209 181V180H208ZM80 182V183H81ZM1 183V182H0ZM132 183V182H131ZM144 183V182H143ZM211 183V182H210ZM260 183H262V182H260ZM3 184V183H2ZM145 184V183H144ZM149 184V183H148ZM151 184V183H150ZM92 185V184H91ZM133 186H131V188L133 189V190H135V191H139L140 189H144V187L143 188H141L142 186H136V185H134V183L132 184ZM8 186V185H7ZM98 186V185H97ZM96 186V187H97ZM263 186H264V184H263ZM95 187V185H94V188H96ZM194 187V186H193ZM99 188V187H98ZM169 188V187H168ZM259 188V189H258ZM79 189V188H78ZM99 191V190H98ZM206 191V190H205ZM144 192H147V191H144ZM149 192V191H148ZM164 192V191H163ZM188 193L190 192V191H187ZM103 194H104V192H102ZM106 193V192H105ZM171 193H173V195L171 194ZM191 193H193V192H191ZM262 193H263V191H262ZM97 194V193H96ZM107 194V193H106ZM146 194V193H145ZM156 194V193H155ZM163 194V195H164ZM177 194H178V192H177ZM179 195V194H178ZM181 195V194H180ZM183 195V194H182ZM185 195H187L186 193H185ZM204 195V194H203ZM217 195H219V194H217ZM103 196V198H101V199H105L107 196H108V194L107 195H102ZM101 196V197H102ZM190 196V195H189ZM262 196H264V193H263V195ZM82 197V196H81ZM147 197V196H146ZM160 194H156L155 195V197H154V199H160ZM184 197H185V199H184ZM148 198H150V197H148ZM113 199H114V197H113ZM152 199V198H151ZM111 200H112V198H111ZM224 200L225 201H227V202H224ZM151 202V201H150ZM160 202V201H159ZM162 202H164V201H162ZM72 204V203H71ZM74 204H76V203H74ZM78 204V203H77ZM108 204V203H107ZM110 204H114V203H110ZM146 204H148V203H146ZM44 205V204H43ZM150 205H154V206H156L154 203L153 204H150ZM154 206H151L152 207V210H154V209H158V207H154ZM77 207H79V206H77ZM167 208H169L166 204H165V202H164V205H163V209H167ZM162 210V209H161ZM74 211H76V209L74 210ZM76 212H78V210L76 211ZM150 212H152V213H154L155 214V211H150ZM158 212V211H157ZM172 212V211H171ZM79 213V212H78ZM160 213V212H159ZM166 213V212H165ZM136 214V213H135ZM162 214H164V213H161V215ZM172 214V213H171ZM138 215V214H137ZM144 215L146 216V219L145 220H141V219H138V218H133V220H132V222L133 223H140V224H142L143 225V223L145 222V221H151L152 220V216H151V214H145V212H144ZM167 215V214H166ZM160 216V215H159ZM168 216V215H167ZM81 217V216H80ZM116 218L121 222V224H123V225H126V226H129V228H130V230H132V231H134V227L132 226V223H130L126 218H124V217H122V216H119V215H116ZM162 218V217H161ZM191 218V217H190ZM155 221H157V219H155V218H153ZM173 219V218H172ZM179 220V218L178 219H176L174 222H172V224H173V226H176V225H178V226H181V225H183V224H181V223H185L183 220ZM114 221V220H113ZM161 221H162V219H161ZM163 221H164V218H163ZM166 221H167V218H166ZM167 222H169V221H167ZM24 223V222H23ZM21 224V225H19L16 229H14L13 231H14V233L15 234H17V235H19V236H23V237H27L26 236V234H27V225L26 224ZM26 223V222H25ZM118 223V222H117ZM156 223H158V222H156ZM162 223V222H161ZM164 223H166V222H164ZM170 223V222H169ZM168 223V224H169ZM190 223H192V222H190ZM120 224V225H121ZM181 224V225H180ZM196 224V225H197ZM158 225V224H157ZM170 225V224H169ZM194 225V224H193ZM39 226V225H38ZM125 226V227H126ZM147 226H149L148 228L149 229H152L153 230V227H151L152 225H147ZM123 227V226H122ZM163 227V226H162ZM49 228V227H48ZM127 228V227H126ZM146 228V227H145ZM194 228V227H193ZM157 229V228H156ZM179 229V228H178ZM107 230V229H106ZM129 230V229H128ZM167 230V229H166ZM165 230V228H164V231H166ZM162 231V230H161ZM181 231V230H180ZM70 232V231H69ZM154 232V231H153ZM167 232V231H166ZM73 234V233H72ZM135 234V233H134ZM162 234V233H161ZM177 234V233H176ZM75 235V234H74ZM151 235V234H150ZM131 236L134 238V240H135V237L131 234ZM204 236H201L200 235V237H193V238H197L196 239V244H199V245H201L202 244V242H203V240L204 241H207V239H209L208 238V236H207V238H204ZM210 236V235H209ZM159 237V236H158ZM206 237V236H205ZM70 238V237H69ZM75 238H76V236H75ZM78 238V237H77ZM142 238H144V237H142ZM168 238V237H167ZM225 238V237H224ZM206 239V240H205ZM211 239V238H210ZM225 239H227V238H225ZM64 240V239H63ZM78 241L76 242L79 246L81 245V243H82V241L81 240H79V239H77ZM188 240V239H187ZM189 240H191V239H189ZM193 240V239H192ZM119 241V240H118ZM164 241V243L161 241V242H158V241H154V242H152L151 240H149V239H145V240H135V244H137V245H142V246H146V247H148V249H142V250H136L134 253H133V255H135L136 257H138L139 259H141V260H143V261H145V263L146 264H191V261L189 262V261H187V259H189V258H187V259H184L185 258V256H186V254L188 253V252H190V251H192L191 253L192 254H196V257H201V259L202 258H205L207 255H208V250L207 249H205V247L203 246V247H201V246H197V245H194L193 247H190V246H185L184 245V247H181V246H179L178 244H177V242L176 241H174L173 239H166L165 238V240H163ZM211 241V240H210ZM209 240H208V243L210 242ZM79 242H81V243H79ZM99 242V241H98ZM195 242V241H194ZM36 245H38V246H40V247H43V245H42V242L41 241H39V238H38V240L36 241V242H34ZM58 243V242H57ZM121 243V242H120ZM204 243V242H203ZM212 243V242H211ZM210 243V244H211ZM33 244V243H32ZM61 244V243H60ZM84 244V243H83ZM183 244V243H182ZM204 244H207V243H204ZM203 244V245H204ZM35 245V246H36ZM47 245V244H46ZM152 246H156V247H165L166 248V246H169V248L170 249H168V251H166V249H165V251L166 252H163L162 250H160V251H158V250H155V249H149V248H151ZM58 247V246H57ZM129 246H126V248H128ZM210 247V246H209ZM83 248V253H84V256L85 257H87L88 259H92V260H95V261H97L98 262V264H121V263H119V262H117L118 260H115V257L114 256H116V255H114L113 254V256L111 255V254H108V253H106L104 250H103V247L101 246V244H99V243H96V245L95 244H88L87 246H85V247H82ZM130 248V247H129ZM132 248V247H131ZM208 248V247H207ZM80 249V248H79ZM123 249V248H122ZM46 251V250H45ZM129 251H130V249H129ZM132 251H134V250H132ZM44 252V251H43ZM48 252V251H47ZM51 252V254H48V259H47V263L48 264H53V262H55V260H56V258H58V257H61L62 256V254H64L63 252H62V248H60V245H59V248H57V249H55L53 252L52 251H50ZM72 253V252H71ZM126 253H128L127 251H126ZM209 253H211V252H209ZM72 255V254H71ZM128 255H129V253H128ZM217 255V254H216ZM221 255V254H220ZM69 256V255H68ZM72 256H74V255H72ZM77 256V255H76ZM84 256H82V258H84ZM123 256V255H122ZM194 256V255H193ZM212 256V255H211ZM117 258H119L120 257V255H119V257L118 256H116ZM123 257H125V256H123ZM217 258L219 257V256H216ZM62 258H63V256H62ZM61 258V259H62ZM72 258V257H71ZM121 258V257H120ZM129 259V258H128ZM128 259H126V261L128 260ZM200 259V260H201ZM259 259V258H258ZM68 260V262H67V264H86L87 262H84V263H80V261H78L77 259H67ZM123 260H124V258H123ZM223 260V259H222ZM251 260H253V259H251ZM250 260V261H251ZM85 261H87V259H85ZM125 261V260H124ZM125 261V262H126ZM198 261H199V259H198ZM207 261V260H206ZM206 261H199V263L198 264H210V263H207ZM227 261H230V260H227ZM65 262V261H64ZM96 262V263H97ZM210 262V261H209ZM231 262V261H230ZM255 262V261H254ZM95 263V262H94ZM131 263V262H130ZM228 262H226V264H227ZM89 264V263H88ZM194 264H196V263H194ZM213 264H215V263H213ZM229 264V263H228ZM244 264V263H243Z\"/></svg>",
    "mask_w": 264,
    "mask_h": 264
},
{
    "label": "crops",
    "instance_id": "obj_3",
    "mask_svg": "<svg viewBox=\"0 0 264 264\" xmlns=\"http://www.w3.org/2000/svg\"><path fill=\"white\" fill-rule=\"evenodd\" d=\"M74 255H75V254H74ZM75 257H76V256H74L73 259H77V258H75ZM67 259H68V258H67ZM85 259H86V258H85ZM85 259H83V261H84ZM91 260H92V259H91ZM87 261H89L88 258H87ZM87 261H86V262H87ZM93 261H95V260H93ZM95 262H97V261H95ZM82 263H84V262H82ZM97 263H98V262H97ZM86 264H88V262H87Z\"/></svg>",
    "mask_w": 264,
    "mask_h": 264
}]
</instances>
